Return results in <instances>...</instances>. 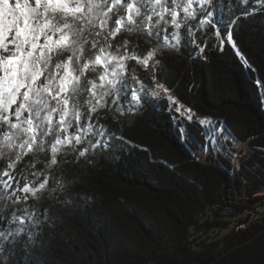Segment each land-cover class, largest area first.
<instances>
[{
    "label": "trees",
    "instance_id": "trees-1",
    "mask_svg": "<svg viewBox=\"0 0 264 264\" xmlns=\"http://www.w3.org/2000/svg\"><path fill=\"white\" fill-rule=\"evenodd\" d=\"M255 1L254 5L253 0H212L204 5L207 11L194 3V15L186 23L182 22L185 14L177 9L178 29L170 16L165 15L167 24L154 16L152 35L140 30L145 27L141 23L145 10L141 9L142 15L135 18L139 29L130 33L127 28L134 26L125 24L114 39H105L109 29L116 27L115 19L126 15L120 7L109 14L112 19L106 28L85 33L89 42L98 41L97 53L104 47L106 53L127 57L124 66L131 60L137 62L140 107L133 108L131 88L117 92L99 80L104 67H89L81 77V87L92 80L104 83L97 92L112 93L105 96L103 107L91 113L95 139L101 145L77 166L78 177L65 188L52 179L58 164L56 168L48 164L54 145L56 155L60 154L58 162L73 154V147L56 145L64 132L56 131L55 118L50 135L39 133L37 140L43 138L44 151L34 149L25 155L12 175L20 186H37L45 178L48 186L37 197L18 192L20 202H6L8 212L4 213L10 218L13 210L18 216L24 215V209L34 212L32 222L20 225H31L32 240L28 250L21 251L16 247L18 240L0 239V264H264V222L228 231L231 221L225 217L236 220V215L213 210L216 203L231 202L237 212L251 208L258 199L238 200L234 188L253 195L264 187V87L260 83L264 82V3ZM167 3L175 7L172 0ZM223 6L227 25L222 28L218 14ZM202 20L207 22L201 24ZM93 23L99 25V20ZM173 32L180 37L179 45L158 49L164 36ZM169 40L175 44L170 35ZM150 50H155L154 60L160 63L153 66L149 59L146 67L142 59ZM85 51L80 63L88 60ZM113 66L109 65V73ZM117 72V78L109 75V79L129 85L124 70ZM158 84L197 115L223 124L236 142L250 145L249 156L240 159L238 173L232 172L228 157L211 156L203 162L189 150L168 98L151 95ZM88 99L89 93L81 91L77 98L81 116ZM68 119L76 122L71 116ZM186 127L204 144L200 122H188ZM26 138L21 132L16 143ZM15 156L16 151L8 152L0 166ZM36 172L39 177L33 175ZM15 225L19 224L11 227ZM8 227L7 219L0 222V230Z\"/></svg>",
    "mask_w": 264,
    "mask_h": 264
},
{
    "label": "snow or ice",
    "instance_id": "snow-or-ice-1",
    "mask_svg": "<svg viewBox=\"0 0 264 264\" xmlns=\"http://www.w3.org/2000/svg\"><path fill=\"white\" fill-rule=\"evenodd\" d=\"M172 3L175 7L170 8L167 0H0V159L8 152L16 151L15 159H9L7 165L0 166V222L7 219L9 225L8 228L0 230V239L7 240L21 231H26V228H11V225H25L26 220L32 222L36 215L24 209L22 216H18L17 210H13L10 218L5 217L4 213L8 212L6 202L19 203L21 198L17 195L18 192L37 197V193L43 192L48 186L47 178L37 186L32 184L20 186L12 175L17 163L25 155L32 153L34 149L44 151L43 138L41 137L40 142L37 140L39 133L41 131L45 135L52 133L54 114H58L55 116L59 125L57 132H67L72 127L69 116L79 124L81 113L77 108V98L81 91L86 90L89 93L90 99L87 103L91 113L98 107H103L102 101L105 96L112 94L111 90L97 92L98 88L104 87V83L97 84L92 80L87 81V87H81V77L87 73L89 67L97 64L104 67L105 73L99 76V80L111 85V89L119 92L131 88V85H121L119 79L115 81L109 79V75L113 78L119 76L117 69L124 70L123 60L127 57L113 56L101 47L94 59L80 63L84 46L91 43V48L96 49L98 43L96 40L89 42L85 33L91 35V28H106L108 21L112 19L109 14L120 7L124 8L126 15L115 19L116 27L109 29L105 39H114L125 24L134 26L127 28L130 33L139 29L135 18L142 15L141 9L145 10L144 20L141 22L145 27L140 30L148 35H152L151 29L156 26L152 24L154 16L159 17L165 24L169 23L164 19L165 15L170 16V23L178 29L181 22L177 21L179 15L177 9L185 14L182 22L186 23L188 18L194 15L193 3L199 4L202 11H207L204 5L211 4L212 0H186V3L182 0L181 2L172 0ZM208 16H212V13L208 12ZM94 20H99V25L94 24ZM206 22L202 20L201 24ZM232 22L234 21H230ZM95 35L99 36L100 32L97 31ZM156 35L159 37L160 33ZM169 35L175 40V44L171 43ZM227 39L231 41L230 33ZM163 40L164 45L168 47H176L180 43V37L176 32L165 35ZM63 53L69 55L54 63V56ZM154 56L155 50H150L142 59L146 67L149 59L154 61L153 66L160 63L154 60ZM133 58L141 60L139 57ZM109 65H114L110 73ZM260 83L264 87V82ZM117 85L121 87L118 88ZM156 88L162 89L165 93L169 92L163 84L156 85ZM141 90H132L131 98L137 104L140 103L138 93ZM151 95L158 96L159 92L153 90ZM117 98L118 96L114 97L112 102L115 103ZM168 100L171 104L177 103L171 96H168ZM180 107L182 105L177 107V112L180 111ZM187 112L191 113L192 110L189 108ZM188 119H191V115ZM201 123L207 122L202 120ZM94 127L96 126L91 123V117L87 116L84 118V127H78L63 140L57 137L56 145L72 144L73 140L80 144ZM21 132L27 138L16 143ZM81 133L85 134L83 138ZM99 134L103 135V132ZM2 149H7V152ZM51 151L49 167L58 163L56 159L58 148L54 145ZM87 151L85 148L79 155L84 156ZM33 175L39 177L40 173L36 172ZM23 198L26 201L28 195Z\"/></svg>",
    "mask_w": 264,
    "mask_h": 264
},
{
    "label": "rangeland",
    "instance_id": "rangeland-1",
    "mask_svg": "<svg viewBox=\"0 0 264 264\" xmlns=\"http://www.w3.org/2000/svg\"><path fill=\"white\" fill-rule=\"evenodd\" d=\"M255 3H258V2L253 0L254 5ZM261 3H264V0L261 1ZM225 10L223 6V9L218 14L219 20L222 21L221 23L222 28L223 26L227 25V20L225 19L227 14ZM177 21L180 22V19L178 17H177ZM88 40L90 41V38ZM84 49H86L85 58L88 60L94 59L95 54H97V48L92 49L91 43H88L86 44V48L84 46ZM108 49L111 50V45ZM67 55H68L67 53H63L62 55H55L53 58V62L55 63L57 61L63 60ZM136 64L137 62H132L131 60L128 63V65L125 66L124 72L127 73V70H131L136 75V70H135ZM135 75L131 77L132 84H133L131 86L132 90L140 89V86L137 84V78L135 77ZM162 92L165 93L163 90ZM138 94L140 96V92ZM165 94L167 98L168 96H171L177 102L175 104H171V103L170 104L174 109L175 117L179 121V125L182 129V139L187 144V147L189 148V150L203 162L209 161V157L211 156L216 157L218 155H222L224 157H228L232 162V168H233L232 172L238 173L240 170L239 169L240 153L244 148L247 147L248 143L241 144V143L236 142L235 139L225 130L223 124L215 122L213 119L209 117H201L193 111L191 113H188L187 109L189 108L179 103L177 98L174 95L170 93H165ZM140 104H141V97H140L139 104H137L135 101L132 102L133 108L135 110H138V108L140 107ZM181 105L182 107H180V111L177 112V107ZM56 115L58 114H54V118ZM189 115H191V119H188ZM87 116L91 117V112H89V105L85 107V111L83 112V115L81 116L79 124H77V122H72V127L69 128L67 132H64V134L60 137V139L63 140L66 136L74 133L78 127H84V118ZM202 120L206 121L207 123L202 124L201 123ZM194 121L200 122L204 127V130H205L204 144L199 143L196 140V138L192 136L191 134H189L188 132L186 124L188 122H194ZM84 135H85L84 133H81L82 138L84 137ZM96 136H97V131L94 128H92L91 131L87 133L86 138H83L82 143L76 144L75 140H73L72 144L63 143L64 145H71L73 147L72 148L73 154L72 153L69 155L66 154L64 159L58 162L57 163L58 165L56 164L57 172L53 173L52 179L56 182H59L61 184V187H65V188L68 187L69 182L78 177L75 171L77 169V166L84 164V159H86L87 155L93 156L98 151L101 143L97 141L98 138L95 139ZM89 141L91 143H89ZM85 148L88 149L86 155L80 156L79 152L84 150ZM59 156L60 154L58 153L56 155V159H58ZM52 166L55 167V165H52ZM45 211L46 212L48 211L47 207L45 208ZM208 213L210 214V211ZM225 219L228 221H231V225L229 226L228 231L232 230L236 224L235 218L225 217ZM18 227L26 228V231H21L18 234L9 237L10 242L12 241L13 243H15V240L16 241L18 240L19 244L17 245L16 243V247L19 248L21 251L24 249L28 250L29 243L32 240L33 229L31 225H27L25 227L20 226V225H15V226H12L11 228H18Z\"/></svg>",
    "mask_w": 264,
    "mask_h": 264
},
{
    "label": "built area",
    "instance_id": "built-area-1",
    "mask_svg": "<svg viewBox=\"0 0 264 264\" xmlns=\"http://www.w3.org/2000/svg\"><path fill=\"white\" fill-rule=\"evenodd\" d=\"M247 16V14H245ZM126 76L132 80L130 77L134 76L131 70H127ZM159 96L163 95L162 89H157ZM215 121V119H213ZM250 145L244 148L240 153V159L247 158L250 153ZM234 195L236 199H258L251 208L244 209L241 212H237L236 206L231 203H216L213 206V210L224 216L236 215L235 229H246L249 225L257 222H264V187L256 194H248L247 192H241L234 188Z\"/></svg>",
    "mask_w": 264,
    "mask_h": 264
}]
</instances>
